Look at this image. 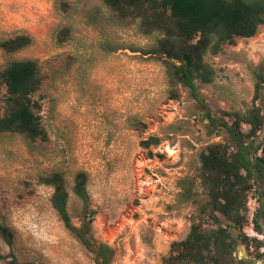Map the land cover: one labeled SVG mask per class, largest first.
Listing matches in <instances>:
<instances>
[{
	"label": "rangeland",
	"instance_id": "obj_1",
	"mask_svg": "<svg viewBox=\"0 0 264 264\" xmlns=\"http://www.w3.org/2000/svg\"><path fill=\"white\" fill-rule=\"evenodd\" d=\"M63 28L69 35L59 43ZM16 33L30 34L33 42L11 55L0 49V69L11 59L37 60L49 139L0 134V223L15 232L12 244L0 234V250L8 256L0 264L14 258L19 264H96L90 247L52 207V187L39 181L55 171L65 177L77 226L82 201L74 180L87 173L90 206L97 211L90 245L108 244L109 264H163L208 199L200 153L208 143L228 139L227 112L253 105L255 71H264V25L206 56L217 76L199 83V100L182 85L179 98H170L162 61L130 49L154 46L158 33L145 35L137 23L119 22L102 0H0V39ZM107 43L121 48L110 51ZM4 94L0 83V108ZM257 104L264 110L263 95ZM203 113L223 129L209 127ZM151 136L160 143L143 145ZM263 142L264 129L255 144ZM186 177L194 182L191 200L181 195ZM259 177L249 194L246 234L251 212L260 209L264 173ZM243 251L240 244L234 254L241 263Z\"/></svg>",
	"mask_w": 264,
	"mask_h": 264
},
{
	"label": "trees",
	"instance_id": "obj_2",
	"mask_svg": "<svg viewBox=\"0 0 264 264\" xmlns=\"http://www.w3.org/2000/svg\"><path fill=\"white\" fill-rule=\"evenodd\" d=\"M117 20L125 24L137 23L145 35L158 33L156 43L140 51L160 59L165 67L170 98H179L180 86L188 88L200 99L199 83H212L217 69L206 60L208 54L217 55L225 44L237 38L254 36L264 25V0H102ZM69 35L63 28L58 34L62 43ZM27 33H16L0 39V49L11 55L31 45ZM110 51L121 47L107 43ZM122 48H128L123 47ZM0 83L5 87L0 108V134L17 133L31 141H47L48 131L43 122L41 68L35 59H11L0 69ZM264 96V71H255L253 105L245 111L227 112L231 117L226 128L228 139L208 143L200 153V179L207 189L208 199L201 204L199 220L194 221L184 239L173 241L171 253L163 264H242L235 252L240 244L249 250L250 237L244 232L248 222L249 194L264 173V142L255 139L264 129V110L257 100ZM207 125L222 130L220 122L209 113L204 114ZM249 129L244 130V126ZM160 138L151 136L142 141L145 146L158 145ZM88 176L80 171L74 180V193L82 201L81 225L73 223L68 210L69 191L65 177L55 171L41 175V184L52 187V207L64 225L95 254L96 264H109L110 246L99 243L91 246V225L96 210L92 209L87 191ZM194 182L181 180V195L191 200ZM206 220L213 227L206 225ZM257 228L260 229L258 226ZM0 234L10 244L15 232L0 223ZM256 245L259 246L258 240ZM260 253L256 256L260 257ZM8 256L0 250V260ZM8 264H19L16 258ZM24 264V263H23Z\"/></svg>",
	"mask_w": 264,
	"mask_h": 264
},
{
	"label": "flooded vegetation",
	"instance_id": "obj_3",
	"mask_svg": "<svg viewBox=\"0 0 264 264\" xmlns=\"http://www.w3.org/2000/svg\"><path fill=\"white\" fill-rule=\"evenodd\" d=\"M258 201L260 209H256L253 219L250 221L251 228L247 235L250 236L251 244L249 250L246 248L247 258L242 260V264H264V191ZM258 226L261 230L257 228ZM256 240H258L259 246L256 245ZM257 253L261 254L260 257L256 256Z\"/></svg>",
	"mask_w": 264,
	"mask_h": 264
},
{
	"label": "water",
	"instance_id": "obj_4",
	"mask_svg": "<svg viewBox=\"0 0 264 264\" xmlns=\"http://www.w3.org/2000/svg\"><path fill=\"white\" fill-rule=\"evenodd\" d=\"M242 254H243V257H246L247 258V252L246 251H243Z\"/></svg>",
	"mask_w": 264,
	"mask_h": 264
},
{
	"label": "built area",
	"instance_id": "obj_5",
	"mask_svg": "<svg viewBox=\"0 0 264 264\" xmlns=\"http://www.w3.org/2000/svg\"><path fill=\"white\" fill-rule=\"evenodd\" d=\"M253 215H254V212H251V218H250V221H252V219H253Z\"/></svg>",
	"mask_w": 264,
	"mask_h": 264
}]
</instances>
